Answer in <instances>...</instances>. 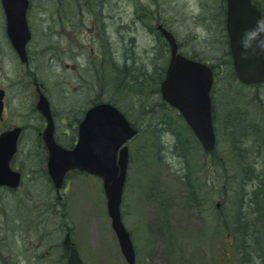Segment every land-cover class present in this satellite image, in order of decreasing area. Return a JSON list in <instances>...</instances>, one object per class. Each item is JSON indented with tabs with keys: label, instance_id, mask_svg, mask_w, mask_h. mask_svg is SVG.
Instances as JSON below:
<instances>
[{
	"label": "rangeland",
	"instance_id": "obj_1",
	"mask_svg": "<svg viewBox=\"0 0 264 264\" xmlns=\"http://www.w3.org/2000/svg\"><path fill=\"white\" fill-rule=\"evenodd\" d=\"M35 1L42 7L36 4L33 9L39 29L47 24L44 19L40 23L36 12L61 10L62 3ZM255 1L264 8V0ZM117 5L123 45L115 62L113 101L140 131L131 143L121 206L136 264H264V232L258 231L252 243L246 237L234 242L227 233L235 231L238 206L245 216L257 219L251 198L263 205L253 192L258 185L264 192V86H241L221 62L226 47L219 25L224 2L118 0ZM151 19L175 35L185 54L216 67L214 153L206 154L179 113L156 95L150 77L164 75L170 52ZM229 117H237L242 129L251 123L254 132L240 129L244 137L232 140ZM241 152L243 163L231 162ZM71 186L62 195L29 188L0 190V264H63L67 232L85 264H127L111 226L103 183L75 174ZM242 232L245 235V229ZM258 237L262 245L256 244Z\"/></svg>",
	"mask_w": 264,
	"mask_h": 264
},
{
	"label": "flooded vegetation",
	"instance_id": "obj_2",
	"mask_svg": "<svg viewBox=\"0 0 264 264\" xmlns=\"http://www.w3.org/2000/svg\"><path fill=\"white\" fill-rule=\"evenodd\" d=\"M28 1L31 39L23 58L8 34L0 0V137L16 134L11 167L21 174L17 189L2 186L0 190L29 188L62 195L72 188V175L100 179L74 170L57 191L48 170L46 131L52 123L55 142L72 150L79 142L87 111L104 102L115 105V62L119 44L123 45L118 38V0H57L62 3L59 12H36L40 23L44 19L47 24L39 29L33 9L41 3Z\"/></svg>",
	"mask_w": 264,
	"mask_h": 264
},
{
	"label": "water",
	"instance_id": "obj_3",
	"mask_svg": "<svg viewBox=\"0 0 264 264\" xmlns=\"http://www.w3.org/2000/svg\"><path fill=\"white\" fill-rule=\"evenodd\" d=\"M7 19V30L16 50L24 58L25 45L30 39L27 24L28 0H1ZM158 29L170 47V61L160 86L164 100L177 108L200 141L211 152L216 143L212 120L211 90L214 72L211 66L189 59L178 52L171 32ZM226 30L235 71L240 82L258 85L264 82V16L253 0H226ZM1 109V103H0ZM42 109H46L43 107ZM49 115V110H43ZM50 116V115H49ZM138 131L126 117L110 104L90 109L80 126L79 142L73 150L56 144L53 125L46 131L49 149V173L59 189L68 171H80L103 179L108 214L112 228L128 264H135V251L130 234L121 217V203L129 161L126 143ZM16 134L0 137V185L17 187L20 174L10 168L16 151ZM120 153V157L118 159ZM63 247L69 251L67 264H84L67 234Z\"/></svg>",
	"mask_w": 264,
	"mask_h": 264
},
{
	"label": "trees",
	"instance_id": "obj_4",
	"mask_svg": "<svg viewBox=\"0 0 264 264\" xmlns=\"http://www.w3.org/2000/svg\"><path fill=\"white\" fill-rule=\"evenodd\" d=\"M223 2H224V7H223V13H222V19H221V23L219 24V25H221L222 26V28H220L221 29V31L223 30V32H224V36H225V38H226V35H225V28H224V25H225V0H222ZM153 5H155V3H152L151 4V9H150V18H153V17H151L152 15H154L152 12H153ZM157 17V16H156ZM155 16H154V19L156 18ZM154 19H151L152 20V22H153V24H155V22H154ZM157 19V18H156ZM155 21H157L158 22V20H155ZM150 29V28H149ZM157 32V31H156ZM157 34L160 36V37H162L161 36V34L159 33V32H157ZM226 40V47H225V49H224V55H223V57L221 58V62H223V64H225L226 63V65H228L229 67H230V69H232V64H231V58H230V54H229V52H228V48H227V38L225 39ZM225 40H221V41H223L224 43H225ZM167 45V44H166ZM165 48H167V47H165ZM190 57H192L193 59H197V60H202L201 59V57L200 56H197V55H189ZM230 72V71H229ZM162 73L163 72H161V74L160 75H158L157 74V76H156V78H154L153 76H151L150 78H151V80L152 81H154L155 83H156V85H157V87H156V95L157 96H159L160 97V95H159V86H160V83H161V81H162V79H163V76L164 75H162ZM162 75V76H161ZM232 76H233V78L235 79V76H234V74H232ZM141 90L142 89H144V85H143V83L141 82ZM160 100H162L161 99V97H160ZM162 102H164L163 100H162ZM238 117V116H237ZM237 117H235V118H233L232 120H230V117H229V125H230V129H231V132L228 134L229 135V137L233 140L234 139V137H236V139H238L239 141H241V139H240V137H242L243 135L240 133V129H241V131L243 130L244 131V128L246 129L245 131H247V132H254V129H255V126H253L251 123L249 124V125H247V123L248 122H245V124H244V127H243V129L241 128L242 127V123H240L239 121H238V118ZM239 135V136H238ZM244 137V136H243ZM230 145H232V144H230ZM235 146H236V142L234 143L233 142V146H232V148L234 149V151H235ZM236 152V151H235ZM214 153V152H213ZM236 155L237 156H234L233 157V159L231 160V162H233V161H240V163L242 164L243 163V159H244V154H243V152H241L240 154H238V153H236ZM218 159V158H217ZM240 159V160H239ZM219 161H220V159H219ZM256 177H258L257 176V174H256ZM253 194H254V196H256L257 194H258V196L260 197L259 199V201L260 202H263L262 204L263 205H259V202L258 201H256L255 199H254V197L253 198H251V209L255 212V210H257V212H256V215L257 216H259V218H257V219H255V218H252V217H247V216H245L244 215V210H243V208L241 207V206H238V215L236 216V221H237V223H236V228H235V231L234 230H231L232 232H227V233H231V235H233V237H234V242L235 241H238L239 243H240V240L241 239H243V238H245V239H250V243H252V239H253V237H255V239H256V236H257V234H258V231L261 233V231L262 232H264V219H263V223L262 222H260L258 219H260V217H264V192H262V187H261V185L259 186L258 185V188H256V190L253 192ZM257 200H258V198H257ZM241 203L243 204V202L240 200V205H241ZM255 205H257V209H255L254 207H255ZM246 208V210L247 211H249L250 209L248 208V207H245ZM249 218H251V220H249ZM225 224V230L227 229V226H226V222L224 223ZM263 224V225H262ZM258 227V229H256ZM242 229H245V235L243 234V232H242ZM261 235H263L264 236V234H261ZM248 242V243H249ZM256 244L257 245H262L261 244V240H260V237H258L257 238V241H256ZM251 253V252H250ZM63 256V255H62ZM64 257V256H63ZM62 260H63V258H62ZM40 261V263L42 262V259H40L39 260ZM60 263H62V261H60ZM65 263H66V261H65ZM65 263H63V264H65ZM44 264V263H43ZM45 264H47V263H45Z\"/></svg>",
	"mask_w": 264,
	"mask_h": 264
}]
</instances>
